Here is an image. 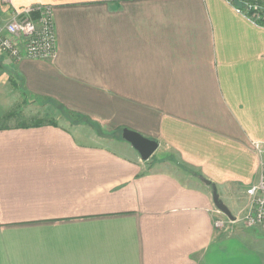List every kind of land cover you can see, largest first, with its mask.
Segmentation results:
<instances>
[{"label":"crops","instance_id":"crops-1","mask_svg":"<svg viewBox=\"0 0 264 264\" xmlns=\"http://www.w3.org/2000/svg\"><path fill=\"white\" fill-rule=\"evenodd\" d=\"M12 1L51 5L57 55L0 53L2 115L38 118L0 124V264H264V228L215 227L212 196L233 214L257 180L264 27L227 0Z\"/></svg>","mask_w":264,"mask_h":264},{"label":"built area","instance_id":"built-area-1","mask_svg":"<svg viewBox=\"0 0 264 264\" xmlns=\"http://www.w3.org/2000/svg\"><path fill=\"white\" fill-rule=\"evenodd\" d=\"M7 15L0 19V53L15 60L54 59L57 55L56 33L52 7L33 3L17 6L12 0H0ZM233 9L256 26L264 27V0H227ZM251 147L259 158L257 180L245 189L247 202L233 219L222 217L221 211L213 220L217 228L230 229L233 224L244 228H264V140H252Z\"/></svg>","mask_w":264,"mask_h":264},{"label":"water","instance_id":"water-1","mask_svg":"<svg viewBox=\"0 0 264 264\" xmlns=\"http://www.w3.org/2000/svg\"><path fill=\"white\" fill-rule=\"evenodd\" d=\"M121 135L124 140L129 142L131 146L137 150L142 160H147L158 147V142L156 140L147 138L141 133L126 127L122 129ZM201 180L207 184H211V182L205 178H201ZM212 196L215 206L230 219H233L231 210L219 197L214 185H212Z\"/></svg>","mask_w":264,"mask_h":264},{"label":"rangeland","instance_id":"rangeland-1","mask_svg":"<svg viewBox=\"0 0 264 264\" xmlns=\"http://www.w3.org/2000/svg\"><path fill=\"white\" fill-rule=\"evenodd\" d=\"M16 106H18L17 108H15ZM21 105H19V104H17V102H13V109L14 110H16L17 111V113L15 114V115H12V116H9V117H7L6 115H2V113H4V111H5V109H7L5 106H0V124H4V123H19V122H32V121H35V120H37L38 118L37 117H34V116H29L28 114H27V112L25 111V109H24V107H22L21 109L19 108ZM11 107V108H12ZM34 107H36V106H34ZM48 107V106H47ZM19 108V109H18ZM46 110H48V113H41L40 115H39V117H41L42 119H47V118H49V119H56V120H64L65 119V115H67V113L65 112V114H64V112L63 111H59V108H56V107H54L53 105H51V104H49V108L48 109H46ZM45 110V111H46ZM60 113H63L64 114V118L62 117L63 115H60ZM47 114H49V115H47ZM45 115L46 116H48V117H45ZM75 117H77V115L75 116ZM69 118V117H68ZM72 119H76V118H73V117H71ZM98 131H100V130H98ZM251 146V145H250ZM160 150L159 151H155L154 152V154H155V156L157 157V156H159L160 154H162V151L160 152ZM163 154L165 155V152L163 151ZM155 157V158H156ZM247 187H245L244 188V190H243V192L241 193V198L240 199H238V201H237V199H233V201H235L236 202V204L237 203H241V201H242V199H243V197L245 196V189H246ZM220 198L222 199V201L231 209V207H232V204L235 206V204L232 202V200H231V203H230V201L228 202V200L227 199H225L223 196H222V194L220 195ZM231 205V206H230ZM240 210V208H238L237 209V211H239Z\"/></svg>","mask_w":264,"mask_h":264},{"label":"trees","instance_id":"trees-1","mask_svg":"<svg viewBox=\"0 0 264 264\" xmlns=\"http://www.w3.org/2000/svg\"><path fill=\"white\" fill-rule=\"evenodd\" d=\"M60 109H61V108H60ZM62 111L64 112V114H65V112L67 113V115H65V117H67V118H68V117H73V118H75V116H76L75 114H72L71 112H69V111L66 110V109H63V108H62ZM62 114H63V113H62ZM64 114H63V115H64Z\"/></svg>","mask_w":264,"mask_h":264},{"label":"bare ground","instance_id":"bare-ground-1","mask_svg":"<svg viewBox=\"0 0 264 264\" xmlns=\"http://www.w3.org/2000/svg\"><path fill=\"white\" fill-rule=\"evenodd\" d=\"M216 209H218L217 207H216ZM219 210V209H218ZM220 211V210H219ZM221 213L225 216V217H228V216H226L222 211H221ZM234 217V216H233ZM229 218V217H228ZM230 219V218H229Z\"/></svg>","mask_w":264,"mask_h":264}]
</instances>
